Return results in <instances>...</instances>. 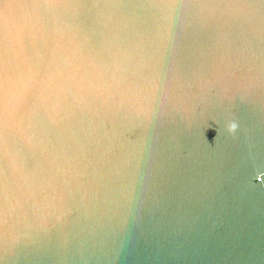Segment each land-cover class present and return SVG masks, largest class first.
Segmentation results:
<instances>
[{"label":"water","instance_id":"obj_1","mask_svg":"<svg viewBox=\"0 0 264 264\" xmlns=\"http://www.w3.org/2000/svg\"><path fill=\"white\" fill-rule=\"evenodd\" d=\"M0 264H264V0H0Z\"/></svg>","mask_w":264,"mask_h":264},{"label":"clouds","instance_id":"obj_2","mask_svg":"<svg viewBox=\"0 0 264 264\" xmlns=\"http://www.w3.org/2000/svg\"><path fill=\"white\" fill-rule=\"evenodd\" d=\"M233 128H235V125H233Z\"/></svg>","mask_w":264,"mask_h":264}]
</instances>
